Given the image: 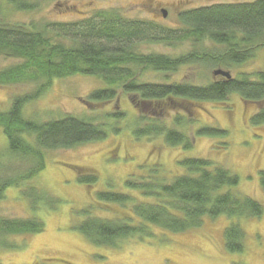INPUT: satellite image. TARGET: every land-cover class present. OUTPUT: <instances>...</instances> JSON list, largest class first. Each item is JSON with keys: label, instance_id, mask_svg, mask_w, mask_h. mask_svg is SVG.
I'll list each match as a JSON object with an SVG mask.
<instances>
[{"label": "trees", "instance_id": "16d2710c", "mask_svg": "<svg viewBox=\"0 0 264 264\" xmlns=\"http://www.w3.org/2000/svg\"><path fill=\"white\" fill-rule=\"evenodd\" d=\"M7 2L23 11L37 6L30 0ZM177 19L180 27L166 28L153 21L132 20L116 9L55 23H9L0 17V56L18 60L0 70V85L36 83L33 90L14 96L7 111H0L8 157L4 160L5 152H0V200L8 188L16 187L22 188L32 214L43 207L42 202L49 203L47 209H55L58 198L29 185L45 168L46 152L71 149L107 136L105 124L83 116L65 114L48 121L24 117V105L38 98L55 79L77 74L97 77L105 87L90 91L86 97L95 103L117 98L121 89L135 108L142 110L133 130L135 139L162 136L170 146L190 149L192 138L184 127L191 107L202 101H222L233 93L244 102L257 105L250 116L253 125L264 123V70L238 72L229 77L213 74L205 83L140 80L147 71L168 74L181 66L196 65L230 69L252 59L257 49H264V0L181 9ZM184 42H190L191 49L174 55L144 54L138 49L141 43L176 46ZM146 109L150 110L145 112ZM169 112H174L170 126L164 121ZM108 114L116 120L124 116L120 111ZM118 131L120 128L113 129L114 133ZM195 134L224 136L226 131L204 126ZM177 165L184 171L170 180L160 176V166L153 163L147 176L126 179L129 192L96 191L95 203L100 209L120 210L108 217L94 215L93 204L74 207L73 227L95 245L115 247L125 239L154 237L155 229L162 234L183 233L199 229L206 219L225 216L229 222L223 230L224 247L231 253L242 252L246 233L239 222L259 218L262 204L237 192L238 176L209 158L185 156ZM69 167L79 183H97L95 171L79 165ZM260 182L264 190V171H260ZM131 191H136L141 199ZM44 226L35 214L0 216V249H19L21 244L14 236L37 234Z\"/></svg>", "mask_w": 264, "mask_h": 264}, {"label": "rangeland", "instance_id": "374dc122", "mask_svg": "<svg viewBox=\"0 0 264 264\" xmlns=\"http://www.w3.org/2000/svg\"><path fill=\"white\" fill-rule=\"evenodd\" d=\"M36 8L16 10L7 0H0V17L9 23L69 22L90 16L95 11H120L132 20L153 21L166 28H178L177 14L181 9L195 8L212 3L250 2L253 0H30ZM162 9L166 16H162ZM190 42L176 46L164 43H141L142 53L178 54L191 49ZM18 60L0 56V70ZM227 71L231 76L238 72L264 70V49L235 68L217 66L204 69L201 65L181 66L176 72L160 74L147 71L141 77L146 82H191L205 83L213 77V70ZM36 83L0 85V111H7L12 98L34 89ZM105 84L91 75H71L55 79L50 87L35 100L23 107L24 117L37 121L57 119L65 114L83 116L95 123L105 124L106 138L94 140L71 149L47 151L46 165L29 182L49 196L58 198L55 209H47L42 202L35 214L44 222V230L37 234L16 235L21 244L17 250L0 249V264H264V190L260 171H264V123L253 125L250 116L256 104L244 102L236 94L222 101H202L191 107L186 114L188 124L184 127L192 138V147L166 144L162 136L135 139L141 109L120 89L117 98L103 103L87 100L90 91ZM89 102V103H87ZM153 108V107H151ZM150 109H146L145 112ZM124 113L116 120L108 113ZM165 123L170 126L174 112L167 113ZM217 127L226 131L224 136H197L199 127ZM114 128L120 131L114 133ZM180 130L181 128L178 127ZM5 136L0 128V152H5ZM205 157L217 165L230 169L239 178L235 190L249 195L263 206L259 218L240 220L246 233L242 252L231 253L224 247L223 230L229 220L220 216L206 219L199 229L183 233H157L154 237L122 240L115 247L91 243L73 227L71 209L93 204L94 215L113 217L118 207L104 211L98 207L95 193L99 190L129 192L125 186L128 177L147 176L153 163L159 165V175L170 180L183 173L177 161L183 157ZM3 160V161H4ZM15 161H13V165ZM79 165L95 171L98 181L84 185L77 181L75 171L69 166ZM16 166V165H15ZM22 188L10 187L0 200V216L28 217L33 215ZM137 197L136 191H131ZM141 199V196H140ZM48 201V197H45ZM116 210V211H115ZM163 235V236H162Z\"/></svg>", "mask_w": 264, "mask_h": 264}, {"label": "water", "instance_id": "95a60500", "mask_svg": "<svg viewBox=\"0 0 264 264\" xmlns=\"http://www.w3.org/2000/svg\"><path fill=\"white\" fill-rule=\"evenodd\" d=\"M162 16L165 17L166 16V11L162 9ZM213 74L214 75H222V76H226V77H229L230 74L227 72V71H223L221 69H216L213 71Z\"/></svg>", "mask_w": 264, "mask_h": 264}]
</instances>
